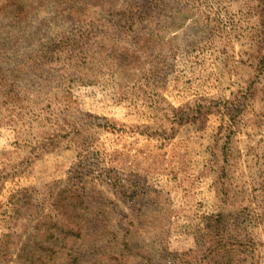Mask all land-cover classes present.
Instances as JSON below:
<instances>
[{
  "label": "rangeland",
  "instance_id": "374dc122",
  "mask_svg": "<svg viewBox=\"0 0 264 264\" xmlns=\"http://www.w3.org/2000/svg\"><path fill=\"white\" fill-rule=\"evenodd\" d=\"M0 79V264H264V0H0Z\"/></svg>",
  "mask_w": 264,
  "mask_h": 264
},
{
  "label": "trees",
  "instance_id": "16d2710c",
  "mask_svg": "<svg viewBox=\"0 0 264 264\" xmlns=\"http://www.w3.org/2000/svg\"><path fill=\"white\" fill-rule=\"evenodd\" d=\"M150 3V2H149ZM147 6H149V5H151V3L150 4H146ZM138 42H136V44H137ZM2 77V76H1ZM2 79H5V78H2ZM0 82H1V87H6V84H3V80H1L0 79ZM9 92H5L4 94H2L3 95V97H4V95H6V96H8L9 94H8ZM72 197H74V199H75V201H74V204L73 205H70V208H69V210H67L66 212L69 214V216H68V218H66V216H65V214H60V215H62L63 216V218L65 219V220H71V219H73L74 218V214H73V216H72V213H73V211H74V208H75V205L78 203V204H80V205H82V203H81V201H82V199L79 197V196H72ZM56 229H55V228ZM60 227H62V230H61V233H64L65 235H72V236H82V232H83V227L82 228H80V229H78V231H79V233H77V234H74V229L72 228V226H71V223H60V222H58V224H57V226L56 225H52V226H49V228L50 229H55L56 231L57 230H60ZM88 231V230H87Z\"/></svg>",
  "mask_w": 264,
  "mask_h": 264
}]
</instances>
